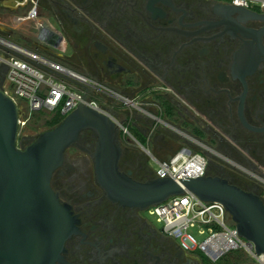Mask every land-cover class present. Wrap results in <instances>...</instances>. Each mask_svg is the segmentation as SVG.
<instances>
[{
    "label": "flooded vegetation",
    "instance_id": "obj_1",
    "mask_svg": "<svg viewBox=\"0 0 264 264\" xmlns=\"http://www.w3.org/2000/svg\"><path fill=\"white\" fill-rule=\"evenodd\" d=\"M9 15L50 19L64 62L109 89L121 171L152 178L151 161L198 145L207 175L264 202V0H0ZM96 140L81 131L51 177L77 219L56 264H201L147 210L107 197Z\"/></svg>",
    "mask_w": 264,
    "mask_h": 264
},
{
    "label": "water",
    "instance_id": "obj_2",
    "mask_svg": "<svg viewBox=\"0 0 264 264\" xmlns=\"http://www.w3.org/2000/svg\"><path fill=\"white\" fill-rule=\"evenodd\" d=\"M19 127L16 102L0 88V264L62 261L64 243L76 231L77 219L70 206L59 201L51 177L83 130L97 137L95 178L112 201L146 210L170 196L191 192L201 200L221 203L238 235L253 244L256 254H264V202L257 194L207 174L134 179L119 168V124L101 110L79 102L25 147L17 144Z\"/></svg>",
    "mask_w": 264,
    "mask_h": 264
},
{
    "label": "built area",
    "instance_id": "obj_3",
    "mask_svg": "<svg viewBox=\"0 0 264 264\" xmlns=\"http://www.w3.org/2000/svg\"><path fill=\"white\" fill-rule=\"evenodd\" d=\"M235 1L243 5L253 3V0ZM0 88L16 102L20 126L35 111L58 110L65 116L81 102L110 115L119 124V131L123 129L108 109L109 89L103 83L4 33H0ZM100 97L106 99L102 104ZM154 162V177L195 178L205 175L207 170L206 155L198 145H184L169 158L154 159ZM146 210L161 224L162 231L188 253L200 252L216 261L230 251L242 249L251 259L250 263L264 264V254H256L253 244L238 235L219 202L204 201L185 192Z\"/></svg>",
    "mask_w": 264,
    "mask_h": 264
},
{
    "label": "rangeland",
    "instance_id": "obj_4",
    "mask_svg": "<svg viewBox=\"0 0 264 264\" xmlns=\"http://www.w3.org/2000/svg\"><path fill=\"white\" fill-rule=\"evenodd\" d=\"M44 26L46 28H50L52 33L51 37H44L41 34L40 29ZM0 28L2 29L1 32L13 38L14 40L27 44L29 46H37L36 48L44 51L45 53L56 57L62 61H65L61 56L59 35L56 32L54 23L50 19H43L36 16H32L29 18V16L22 17V15H19V17L14 18V16L9 15L6 19L0 20ZM99 101L102 104L104 101H106V99L100 97ZM120 117L121 116H118V119H120ZM31 120L33 119L31 118ZM23 127L24 126H20L18 131L17 144L19 146L26 145V141L29 138H34L38 133L42 132V128H40L39 131L34 132L31 130L25 131ZM155 166V162L151 161V167L155 168ZM150 217L155 220L154 216ZM156 223L158 226L161 227L160 223ZM197 258L201 262L200 258Z\"/></svg>",
    "mask_w": 264,
    "mask_h": 264
},
{
    "label": "trees",
    "instance_id": "obj_5",
    "mask_svg": "<svg viewBox=\"0 0 264 264\" xmlns=\"http://www.w3.org/2000/svg\"><path fill=\"white\" fill-rule=\"evenodd\" d=\"M31 118L33 120H31ZM63 118L64 116L60 114L58 110L54 112H47L44 110L35 111L26 121L23 129L25 131L31 130L35 132L42 128V131H44L60 123ZM179 148L180 147H178L176 150ZM152 177H154V175ZM194 254L200 258L201 264H249L251 262L249 256H247V254L242 249L230 251L216 261L209 260L200 252H195Z\"/></svg>",
    "mask_w": 264,
    "mask_h": 264
}]
</instances>
